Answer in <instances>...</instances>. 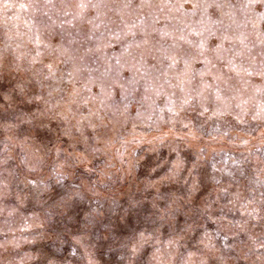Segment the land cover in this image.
<instances>
[{"label":"rangeland","instance_id":"374dc122","mask_svg":"<svg viewBox=\"0 0 264 264\" xmlns=\"http://www.w3.org/2000/svg\"><path fill=\"white\" fill-rule=\"evenodd\" d=\"M0 264H264V3L0 0Z\"/></svg>","mask_w":264,"mask_h":264},{"label":"snow or ice","instance_id":"6c2138e0","mask_svg":"<svg viewBox=\"0 0 264 264\" xmlns=\"http://www.w3.org/2000/svg\"><path fill=\"white\" fill-rule=\"evenodd\" d=\"M252 2H257V0H252ZM259 2L264 3V0H259ZM0 100H3L2 96H0Z\"/></svg>","mask_w":264,"mask_h":264}]
</instances>
